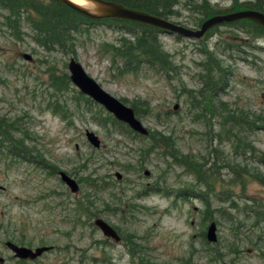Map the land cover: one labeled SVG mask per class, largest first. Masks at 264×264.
I'll return each instance as SVG.
<instances>
[{
	"label": "rangeland",
	"instance_id": "374dc122",
	"mask_svg": "<svg viewBox=\"0 0 264 264\" xmlns=\"http://www.w3.org/2000/svg\"><path fill=\"white\" fill-rule=\"evenodd\" d=\"M208 1L223 13L234 7V0ZM244 1L235 5L243 7ZM203 2L178 0L168 19L199 29L196 23L203 16L197 4ZM4 22L0 10V116L18 122L23 131H15V138L26 139L31 160L0 148L3 264H20L6 241L54 247L28 264H264V186L255 180V174L264 175L258 160L264 155V38H255L241 23L218 26L203 40L161 33L160 41L178 67L169 77L159 66L144 63L129 72L115 61L111 47L122 36L116 24L84 26L76 35L74 54L45 50L27 26L17 39ZM209 53L223 62L228 77L214 98L210 93L205 99L210 85L203 64ZM71 58L109 94L137 108L149 131L172 136L178 150L197 156L204 168L239 164L246 183L230 168H221L205 176L203 181H216L214 191L206 194L207 184L163 150L145 156L153 140L115 123L74 84L60 92L53 87V77L70 76ZM57 104L63 111L59 114L53 112ZM224 110L238 116L243 111L260 125L242 136L259 152L255 159L236 157L232 144L221 141L225 120L219 113ZM87 130L99 136L100 149L89 143ZM59 171L77 180L79 193L70 191ZM198 191L210 206L193 197ZM96 218L114 227L121 241L105 237ZM212 222L217 224L216 244L205 240Z\"/></svg>",
	"mask_w": 264,
	"mask_h": 264
},
{
	"label": "trees",
	"instance_id": "16d2710c",
	"mask_svg": "<svg viewBox=\"0 0 264 264\" xmlns=\"http://www.w3.org/2000/svg\"><path fill=\"white\" fill-rule=\"evenodd\" d=\"M118 1L123 2L128 6L147 10V12L162 16L166 19L169 18L170 14H174L173 7L178 2V0ZM237 2L238 0H234V7L229 9L226 13L219 12V10L212 6L208 0H204L203 3L197 4V8L200 10L203 16L202 19L197 21V26L201 27L202 23L206 19L214 15L228 14L235 12V10L255 8L263 10L264 12V0H246L242 4L243 7L236 6L235 4ZM0 10L3 12V19L5 20L4 26L15 38L21 39L24 34L23 30L25 29V26H27L30 28V31H32L34 41L40 47L49 52L60 50L66 53L71 52L76 54V35L84 26H89L95 23L116 24L120 28L119 31L122 32V36L120 42L117 45H113L111 50L113 52L112 54L114 60L116 61L119 59L123 63L124 69H128L129 72L134 70L138 71L142 64L148 63L150 65L159 66L162 71L168 74L169 77L170 73L177 72V65H175V63L172 61L171 56L165 51L164 45L160 41V35L163 33V31L157 28L121 20L89 19L88 17L76 12V10H73L72 8L63 4L59 0H0ZM237 23H241V25L246 26L248 29L247 32L255 38H264V28L260 25L247 20L228 24L235 25ZM217 27L218 26L214 27L209 32ZM203 66L205 72V84L207 87L210 85V91L208 92V95L205 97V99L207 97L210 98V93L214 98V96L219 92V88H217V86L221 84L223 80H226L228 73L225 70L223 62L216 59L212 53H209L208 62L204 63ZM53 80V87H55L58 92L69 88L72 84L68 74H64L58 78L53 77ZM204 92L205 89L203 90L202 94ZM84 98H86L88 103L94 102L89 97L85 96ZM59 102L60 100H58L56 103ZM53 107V112L55 114L63 112L61 105L57 104ZM134 110L139 117L140 111L137 108H134ZM221 112L223 113L219 114L225 120L223 125L225 126V131H222L219 135L221 141H227L228 143L232 144L234 155H236V157L245 156L247 158V155H249L251 159H255L256 154H259V152L254 147L252 142L246 140L242 136L245 131L253 132L260 129V125H257V121H254L253 116L245 115L243 111L241 112L240 116H238L237 113H231L228 110ZM115 123L119 122L116 120ZM123 126L130 130L125 125ZM262 128H264V125ZM19 130L21 129L19 128L17 121L11 117L0 116V148L8 149V152L12 154V157L14 158L30 161L31 150L26 146V139L15 138V131ZM135 134L136 136L142 137L144 139L150 138L154 141L153 145L149 147L147 151L144 150L145 156H149L159 149L163 150L164 155L170 156L174 160L175 164L180 165L181 167H184L186 171L188 170L189 172L193 173L196 178H198L199 182H204L207 184L209 189L208 191H205L206 194L214 191L216 181H203L205 176L214 175L216 172L220 173L221 168H230L237 180L242 183H246V176L243 175L245 171L239 164H227V166H224L219 163V167L215 165L213 166V164H211L207 169L204 168V165L197 161V156L192 154H182L178 150L176 141L172 136H165L163 134L153 133L151 131L148 136H142L137 133ZM24 136L28 138V132H25ZM217 152V150L214 151L215 154ZM258 160L264 164V155L261 154ZM207 164L208 162H206V165ZM255 178L256 182L264 186V175L258 173L255 174ZM89 180V183H92L90 184L91 186L98 187L95 181H92L91 179ZM199 186L200 185H198V187ZM194 187L198 188L197 184ZM98 189L100 188L98 187ZM148 190L152 189L147 188V191ZM192 190L194 191V189ZM154 191L155 193L161 192V190L156 189H154ZM187 191L188 190L186 189V193ZM186 195H188V193ZM193 197L203 200L210 206L209 200L201 191H198V194L196 193ZM19 244L25 245L22 242ZM206 244L208 245V243ZM19 263L27 264L25 261Z\"/></svg>",
	"mask_w": 264,
	"mask_h": 264
},
{
	"label": "water",
	"instance_id": "95a60500",
	"mask_svg": "<svg viewBox=\"0 0 264 264\" xmlns=\"http://www.w3.org/2000/svg\"><path fill=\"white\" fill-rule=\"evenodd\" d=\"M68 7L76 10V12L93 20H121L126 22L137 23L157 28L165 33L178 35L184 38L203 40L207 33L216 26L235 23L240 21H251L264 28V12L260 9L245 8L236 10V12L228 14L214 15L206 19L199 29H192L181 24L175 23L162 16L152 14L140 8L128 6L118 0H85L88 4L83 5L74 0H59ZM24 58L28 61L32 60V56L25 54ZM68 70L70 79L82 94L91 98L94 102L102 106L108 113L113 115L118 121L126 124L129 128L142 136L150 134L148 128L137 117L135 110L127 106L120 99L109 94L94 78H92L84 69L82 64L75 58H71ZM178 106L175 107L177 109ZM86 137L89 143L95 148L100 149L102 146L99 136L90 130L86 131ZM149 175L147 171L145 173ZM62 182L70 189L73 194L80 191V185L73 177L65 171H59ZM117 178L122 179L121 173H117ZM103 235L107 238L114 239L116 243L121 241L117 230L102 218H96L94 221ZM206 238L209 243L216 244L218 242L217 224L212 222L208 227ZM7 248L13 253L14 257L19 260H36L45 253L53 250V246H39L35 249L27 246H20L15 242L8 241ZM1 264L5 262L1 258ZM229 264V263H222Z\"/></svg>",
	"mask_w": 264,
	"mask_h": 264
},
{
	"label": "flooded vegetation",
	"instance_id": "af4514ba",
	"mask_svg": "<svg viewBox=\"0 0 264 264\" xmlns=\"http://www.w3.org/2000/svg\"><path fill=\"white\" fill-rule=\"evenodd\" d=\"M2 188V190H4V188L3 187H1ZM8 241H6V243H7ZM6 243H5V245H6ZM22 246H27V247H29V248H32V249H35V248H37V247H34L33 245H31V246H28V245H22ZM7 247V246H6ZM54 249V248H53ZM47 254V253H46ZM45 254V255H46ZM0 260H1V258H0ZM18 262H26L27 264L28 263H34V262H37L38 260H39V258L38 259H36V260H34V261H32V260H19V259H16ZM0 263H1V261H0Z\"/></svg>",
	"mask_w": 264,
	"mask_h": 264
},
{
	"label": "bare ground",
	"instance_id": "6f19581e",
	"mask_svg": "<svg viewBox=\"0 0 264 264\" xmlns=\"http://www.w3.org/2000/svg\"><path fill=\"white\" fill-rule=\"evenodd\" d=\"M75 2H78L83 5H87L88 3L85 0H74Z\"/></svg>",
	"mask_w": 264,
	"mask_h": 264
}]
</instances>
